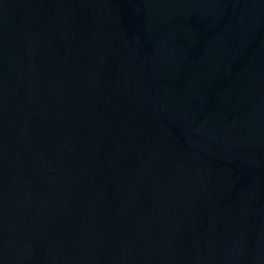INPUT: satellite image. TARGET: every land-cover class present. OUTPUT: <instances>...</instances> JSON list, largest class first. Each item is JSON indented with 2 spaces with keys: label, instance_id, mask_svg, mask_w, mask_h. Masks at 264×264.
Segmentation results:
<instances>
[{
  "label": "water",
  "instance_id": "1",
  "mask_svg": "<svg viewBox=\"0 0 264 264\" xmlns=\"http://www.w3.org/2000/svg\"><path fill=\"white\" fill-rule=\"evenodd\" d=\"M0 264H264V0H0Z\"/></svg>",
  "mask_w": 264,
  "mask_h": 264
}]
</instances>
